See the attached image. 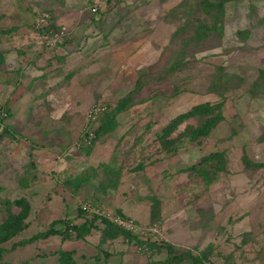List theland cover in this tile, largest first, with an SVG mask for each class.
Wrapping results in <instances>:
<instances>
[{
    "label": "rangeland",
    "instance_id": "374dc122",
    "mask_svg": "<svg viewBox=\"0 0 264 264\" xmlns=\"http://www.w3.org/2000/svg\"><path fill=\"white\" fill-rule=\"evenodd\" d=\"M263 35L264 0H0V264H264Z\"/></svg>",
    "mask_w": 264,
    "mask_h": 264
},
{
    "label": "trees",
    "instance_id": "16d2710c",
    "mask_svg": "<svg viewBox=\"0 0 264 264\" xmlns=\"http://www.w3.org/2000/svg\"><path fill=\"white\" fill-rule=\"evenodd\" d=\"M210 5H212V3H210ZM52 18V16L50 17ZM5 62V57L0 55V65H2ZM207 104H201L199 106H197L196 108L179 115L171 124L170 127H174L176 124L180 123L181 121H183L184 119L194 115L196 112H199L201 109H203V107H206ZM7 114V116L9 115V111L8 109L4 110ZM111 109L108 108L106 110V112H104L100 117H99V123L97 128L95 129V137L94 139L98 137V132L104 131L106 129V124H107V120L111 119L109 117H107L108 119L106 120L105 117L110 114ZM5 119V118H4ZM4 126V124H3ZM6 126L3 127V131L5 130ZM94 141V140H93ZM90 146H88L89 148ZM87 148V147H84ZM214 155V154H213ZM213 155H210L209 157H212ZM14 205L16 206H20L21 209L18 212V214L13 215L11 221L5 223V225L0 226V245L2 243L7 242L10 238H12L13 236H15L16 234H18L20 231H22L24 229V225H25V220L28 217V214L31 210V206L30 204H28V201L26 198H19L17 200L13 201ZM23 206V208H22ZM80 215L83 216L84 221L82 224L76 225L73 224V221L71 220H54L53 222H51L50 224V228L48 230H46L45 232L42 233H38L35 234L34 236H32L29 239H24L22 240V242L28 243L31 241H36L37 239H46L50 236H56V235H60L63 237H71V235H73V233H75L76 237L78 238H82L83 236H87L91 234V231L97 226V221L99 216L95 215L93 213H88L86 211H83L82 207H80ZM91 215V217H90ZM124 218V217H123ZM126 218V217H125ZM109 220V219H108ZM110 221V220H109ZM107 221L105 220V222L107 223H112L114 224L112 221ZM60 251V264H77V261L73 255L72 251L69 250H59ZM107 255V257H110L111 255L109 253H105ZM98 257V256H97ZM97 259L100 260V258L98 257ZM205 264L206 263V258L199 256V258L197 257L196 259V264ZM97 264H105L102 262H98Z\"/></svg>",
    "mask_w": 264,
    "mask_h": 264
},
{
    "label": "built area",
    "instance_id": "2783aa9c",
    "mask_svg": "<svg viewBox=\"0 0 264 264\" xmlns=\"http://www.w3.org/2000/svg\"><path fill=\"white\" fill-rule=\"evenodd\" d=\"M38 13L40 15V20L38 25H45V22L48 21L49 19V13L46 12L45 10H38ZM106 111V105H95L90 114V118L92 121H96L99 119V117ZM7 117V114L5 111L0 112V129H3V124H4V118ZM95 137V131L93 132L92 130H87L85 134L82 136V138L79 140V147H88L93 139ZM82 209L86 212H91V213H100L99 210L96 208H93L91 202H83L82 203ZM107 219L112 221L114 224L123 227V228H131L132 227V221L123 218L121 216H116V215H105Z\"/></svg>",
    "mask_w": 264,
    "mask_h": 264
},
{
    "label": "crops",
    "instance_id": "0c3cea01",
    "mask_svg": "<svg viewBox=\"0 0 264 264\" xmlns=\"http://www.w3.org/2000/svg\"><path fill=\"white\" fill-rule=\"evenodd\" d=\"M263 37H264V35H263ZM263 40H264V38H263Z\"/></svg>",
    "mask_w": 264,
    "mask_h": 264
}]
</instances>
